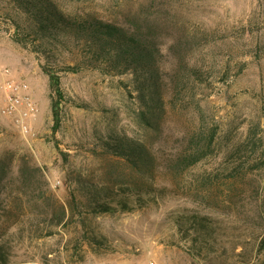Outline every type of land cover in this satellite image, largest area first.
Instances as JSON below:
<instances>
[{"label": "rangeland", "instance_id": "rangeland-1", "mask_svg": "<svg viewBox=\"0 0 264 264\" xmlns=\"http://www.w3.org/2000/svg\"><path fill=\"white\" fill-rule=\"evenodd\" d=\"M53 1L71 18L115 23L149 44L165 110L159 124L140 121L134 74L92 66L83 38L52 32L48 55L35 50L34 36L23 45L35 22L17 0H0L2 264H264V166H256L264 153V0ZM45 64L59 71L66 96L56 133ZM67 65L81 68L60 70ZM6 70L39 109L28 132L19 111L4 113L14 94ZM212 129L213 152L180 164ZM127 136L147 146L148 172L104 147ZM86 184L104 187L95 195L116 209L94 211ZM197 216L205 219L198 231Z\"/></svg>", "mask_w": 264, "mask_h": 264}, {"label": "trees", "instance_id": "trees-1", "mask_svg": "<svg viewBox=\"0 0 264 264\" xmlns=\"http://www.w3.org/2000/svg\"><path fill=\"white\" fill-rule=\"evenodd\" d=\"M17 3L21 8H25L29 18L37 26L31 33L25 35V37H21L20 41L23 45L26 46L24 40L27 37L34 36L35 50L48 55L49 41L47 38L49 35H52V32H56V35L61 34L65 39L71 36L78 40H82L83 38L92 66L105 68V70L107 68L108 71L117 74L127 73L128 71L134 74L137 83L135 87L138 92L137 98L141 103V110L138 114L139 119L150 125L159 124L161 113L165 110V101L159 85L160 74L158 68L155 66V56L152 48L142 38L127 32L123 27L115 23L105 22L96 17L71 18L58 8L53 0H17ZM80 68L81 65H67L61 67L60 70L78 72ZM43 70L49 76L53 114L52 131L56 133L62 126L66 96L61 85L59 71L54 70L46 64L43 65ZM215 132L212 129L206 135L198 134L196 139L193 140L191 151L181 158L180 164L188 167L193 166L211 154L216 137ZM252 145L253 150H255V140L252 142ZM104 147L112 153L123 157L132 167L147 169L145 172L149 171L151 154L148 152L147 146L140 140L127 136L123 137V139L104 141ZM241 150L242 147L240 148ZM263 157L264 153L256 166L260 164L264 166ZM245 163L246 161L240 159L237 163L240 167L233 169L234 171L231 174L237 173ZM6 166V162L0 159V184L4 180V172L7 170ZM85 188L88 192H92L91 190H93L91 194L94 197L90 200L89 206L94 211L109 212L116 209V207L110 204V198H98L95 195L97 190L101 192L105 191L104 187L98 186V189L96 187L92 189L91 185L86 184ZM120 194L123 196L128 195L126 192H121L118 195L121 196ZM120 204L126 205L127 203L120 202ZM191 221H193L191 226L198 231V228L195 227L198 223L203 225L205 219L197 216L192 218ZM260 250H263L264 253V239L261 241ZM4 256L2 247L0 246L1 264L5 261Z\"/></svg>", "mask_w": 264, "mask_h": 264}, {"label": "built area", "instance_id": "built-area-1", "mask_svg": "<svg viewBox=\"0 0 264 264\" xmlns=\"http://www.w3.org/2000/svg\"><path fill=\"white\" fill-rule=\"evenodd\" d=\"M6 76L9 79L8 85L14 89V94L9 98V102L4 109L6 114H14L20 112L18 123L24 132H28L27 121L35 117L38 113V107L35 102L30 98L28 94L21 95L20 90H27L28 85L24 82L17 83L15 79L12 78L10 70H6ZM102 264H115L111 261L104 262ZM148 264H158L156 261L151 260Z\"/></svg>", "mask_w": 264, "mask_h": 264}]
</instances>
